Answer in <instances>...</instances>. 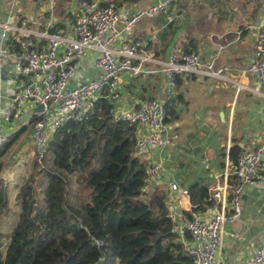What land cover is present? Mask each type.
I'll return each instance as SVG.
<instances>
[{
  "label": "trees",
  "instance_id": "obj_1",
  "mask_svg": "<svg viewBox=\"0 0 264 264\" xmlns=\"http://www.w3.org/2000/svg\"><path fill=\"white\" fill-rule=\"evenodd\" d=\"M72 1H55L58 22L48 29L49 33L63 32L65 21L75 22L78 9L70 13L64 6ZM89 1L75 0L78 8ZM109 1L120 7L141 0ZM237 1L250 0H175L166 12L143 19V31L133 41L157 34L158 41L149 46L156 60H165L176 42L181 54H191L198 41L185 27L200 19L196 14L201 13L204 32L219 31L213 23L224 20ZM219 8L224 10L217 12ZM49 16L48 13L45 18ZM161 83L158 75L138 76L125 89L134 88L145 102L156 98ZM179 83L178 76L174 89ZM183 102L180 95L168 97L167 126L180 121L178 106ZM116 103L117 100L100 98L78 120L54 131L42 166L35 163L37 171L35 168V174L16 195L20 212L12 232L5 235L0 230V264H193V259L181 252L182 244L168 216L165 191L161 188L152 198L146 197L142 183L146 163L132 156L136 127L112 121ZM241 152L232 139L230 148L223 150L220 167L224 168L226 157L235 166ZM232 180L229 177V186L236 187ZM1 183L0 223L10 213ZM186 191L191 204L190 211L184 214L186 218L213 207L214 202L203 203L209 196L207 186L194 183Z\"/></svg>",
  "mask_w": 264,
  "mask_h": 264
},
{
  "label": "built area",
  "instance_id": "obj_2",
  "mask_svg": "<svg viewBox=\"0 0 264 264\" xmlns=\"http://www.w3.org/2000/svg\"><path fill=\"white\" fill-rule=\"evenodd\" d=\"M174 1L157 0L125 14L109 0L83 2L75 22L67 31L58 33L31 30L25 19L14 25L10 16L0 22V158L12 134L5 125L15 123L14 132L31 128L33 157L37 165L42 166L54 131L69 121L78 120L100 98L118 100L123 75L130 78L166 76L169 96L173 94L178 76L225 80L226 70L216 66L217 58L208 60L195 53L173 51L166 60H154L146 55L147 42L143 41H131L123 50H116L123 34H132L143 19L166 12ZM260 2L264 13V0ZM261 24H264V17ZM235 35L240 36V32ZM88 56L92 57L93 66L100 74L87 82H79L77 65ZM7 62L8 73L4 68ZM246 74L255 79L264 97V57L251 62ZM13 76L17 78L16 87L11 80ZM165 102L150 99L138 109L132 107L121 111L116 105L112 121L127 122L141 133L132 148L135 158L142 160L147 151L161 152L171 144V133L165 124ZM25 112H29L28 117H24ZM263 163L264 133L259 144L239 154L235 166L226 157L225 168L218 176L223 184L211 189L203 201L204 204L214 202L217 207L208 218L197 213L189 220H182L175 199L167 198L168 216L182 244L181 252L192 258L193 264H232L224 261L226 237L247 246L250 255L244 264H264V230L252 240L234 230L228 231L242 215V190L262 183ZM168 176L161 162L146 163L142 179L145 191L150 189L156 193L158 186L169 181L170 191L179 193L178 184L170 181ZM229 177L237 184L230 202L227 198ZM261 191L264 192V185Z\"/></svg>",
  "mask_w": 264,
  "mask_h": 264
},
{
  "label": "crops",
  "instance_id": "obj_3",
  "mask_svg": "<svg viewBox=\"0 0 264 264\" xmlns=\"http://www.w3.org/2000/svg\"><path fill=\"white\" fill-rule=\"evenodd\" d=\"M157 0H141L137 3H124L122 6L117 7L122 13H130L137 8L144 7L149 5ZM190 1H199V0H190ZM250 0L249 2H251ZM257 1V0H255ZM260 2V0H258ZM48 3V7H50ZM241 7L245 8V11H249V13L254 12L257 14L258 21H254L253 23H240L237 26V29L230 30H220L217 33L213 34L211 37L214 39L211 42H207V44H211L207 51H200L199 44L197 43V49L194 50L193 53L200 55L203 59H216V66L218 68L225 69V80L218 81L213 80L207 77H201L196 75H188L180 77V83L178 88L174 89L175 95H180L183 99V104L178 106V111L180 113V121L177 123H173L167 126L171 133V144L164 148L161 152H153L147 151V154L142 159L147 164L161 162L163 166H167V163L174 157V151L171 148L176 147L174 144V140L179 142L190 141L187 143L190 146L191 155L188 157V170H182L179 172V169H170L171 172L167 171L164 167V170L167 172L168 179L170 181L178 184L180 192L173 193L169 189V181L163 182L162 185L157 187L156 193H154L150 189H146V197L152 198V195L159 193L158 190L161 188L165 191L167 198L175 199L177 202L178 212L181 214L182 220H189L185 217V213L189 212L191 209V204L189 201V196L187 194L186 189L194 184L198 183L208 187V191L213 188L219 187L223 184L221 178L218 176L225 168L226 159L224 161V168L220 167L222 162L221 157L222 153L219 157V167L218 170L216 167L214 168V164L216 163V157L214 156V152L212 150H216L215 147L209 143L211 142V138H209L208 134H212L215 131H218V127L216 124L222 126L223 129H226L225 137L227 139L226 146L223 144L222 147L228 149L230 148V141L233 139L237 141V145L241 148V150H251L255 145L259 144L263 138L264 133V97L262 96V92L259 90L256 81L254 78L245 73L240 66L248 67L251 62H257L262 57H264V24H261V21L264 17L262 4L260 6L251 7V4L244 3L240 1ZM45 3V2H44ZM257 3V2H256ZM261 3V2H260ZM52 8L48 10L49 17L44 18L43 20L38 21L37 18H34L32 15L25 16V19L29 29L31 30H40V31H48L49 28L55 26L58 22V17L54 15V9ZM261 13V14H260ZM47 15V13L45 14ZM171 18V17H169ZM1 22V21H0ZM40 22V23H38ZM65 27L64 31H67L69 27L72 25L69 21H65L62 23ZM145 26L144 23H140L130 35L123 34L121 39L119 40V44L116 47V50H123L126 46L129 45L133 39L140 35L143 31L142 27ZM236 32H240V36H236ZM148 34V33H146ZM159 37L157 34L146 35L143 42H147V47L145 50L146 55L154 59L153 54L149 51V46L155 44L158 41ZM211 38L207 41H210ZM224 41L226 43H224ZM142 42V41H140ZM44 44V42H42ZM206 43V42H205ZM225 44L222 46L221 44ZM181 46L176 45L171 49L169 54L173 51L181 52ZM238 48V50H237ZM224 50H227L226 54H223ZM168 54V56H169ZM167 58H165L166 60ZM156 60V59H154ZM92 57L90 56L83 58L77 65V81L79 82H87L91 79L97 78L99 76V71L96 70L93 66ZM9 62H7L4 66L6 72L8 70ZM242 72L243 76H239V72ZM8 73V72H7ZM237 73V74H236ZM235 74V75H234ZM12 75V74H11ZM124 76V75H123ZM162 79V83L160 89L157 93V98L160 101L165 102L169 95V87L167 83L166 76L158 75ZM245 76V77H244ZM7 78H10V75H6ZM127 80H120L121 86L119 87L123 89L127 84H129L133 78L125 75ZM247 77V78H246ZM11 80L14 82V86H17V78L15 76L11 77ZM214 81L218 82L215 83ZM249 82V83H247ZM236 86V87H235ZM246 92V101L239 102L241 97V93ZM173 94V95H174ZM142 100L139 97V92L133 90V95L126 94L121 95L117 100V109L119 111L126 110L132 107L139 106L142 104ZM187 102V106L185 105ZM250 113L253 116L252 122L250 119ZM220 114V118L219 115ZM29 112H25L24 117H28ZM239 115L243 117L244 123L242 128L235 130L234 123L235 119ZM216 118V119H215ZM195 123V124H194ZM252 123V125H250ZM6 129L12 132L9 136L10 145L5 147L2 150V155L6 153L9 147L12 144H17L15 149V154L11 156V160L13 163L17 159V163L15 164L14 174L11 179L8 177L9 183L7 184V177L5 174L0 176V181L5 179L3 182V186L5 187L7 197H8V206L9 209L11 207V197L13 196L14 204H16V195L19 192L21 187L18 186L15 192H12V182L18 181L21 179V175L23 173V165L29 160V162L34 161L33 157V143L31 138V128L28 127L22 128L21 130L15 129V123H11L5 125ZM213 128V129H212ZM207 133L206 137L200 138L199 135ZM216 133V132H215ZM218 134V133H217ZM141 135L140 132H136V138ZM195 135H198V140L194 138ZM193 145V146H192ZM224 148H222L224 150ZM198 153V159L202 166L197 165V168L193 166V162H191L193 153ZM170 153V154H169ZM1 155V157H2ZM195 157V156H194ZM229 161V160H228ZM11 164V163H10ZM193 169V170H192ZM15 170L17 172V177L15 175ZM208 171V172H207ZM1 172H6V170L1 169ZM169 172V173H168ZM263 181L256 186H247L242 190V215L240 219L233 225L228 227V231L234 230L246 238L248 240H252L257 238L259 234L264 230V192L261 191V186L264 185V163H263ZM1 175V174H0ZM30 178V175L26 177V181ZM229 184V182H228ZM159 188V189H158ZM234 186H230V189L227 192V198L232 195V190ZM230 202V200H228ZM19 205H17V211L11 212L8 214V217L11 214H16V218L18 220V214L20 212ZM217 207L213 205V207L207 209L204 213H199L202 217L208 218L216 212ZM8 217L1 221L7 222ZM228 248V254L224 253L227 256V259L232 262V264H244L247 262L248 257L250 255L249 250L246 245L238 244L233 241L229 237L225 238ZM224 241V242H225ZM227 260V261H228Z\"/></svg>",
  "mask_w": 264,
  "mask_h": 264
},
{
  "label": "rangeland",
  "instance_id": "obj_4",
  "mask_svg": "<svg viewBox=\"0 0 264 264\" xmlns=\"http://www.w3.org/2000/svg\"><path fill=\"white\" fill-rule=\"evenodd\" d=\"M50 1H52V2H50V6H51V4L54 5L56 0H50ZM256 2H258V1L252 0L251 2H249L251 4L250 8L252 6L253 7L259 6V5H257ZM240 3H241L240 1H237L234 6H232L230 9H228L227 14L225 16V19L224 20L223 19H221V20L217 19V21H215L213 23V26H216L220 30H229V27H235V28H231L230 29V30H234V29H237V26L241 22L242 23L243 22L244 23H249V22L253 23L254 21H258L257 14L254 13V12L249 13V11L248 12L245 11V8H244L245 6L241 7ZM64 6H65V10L70 12V13L76 12L77 9H78V6H77L75 0H73L69 5H68V3H66ZM205 8H207L206 5L204 6L203 10ZM53 9H54V7H53ZM48 10H50V7H48V3H46V2L45 3H43V2L37 3V1H34V0H0V21L1 22H5L7 20V17L10 16L11 22L14 25H18V22L22 18H26L25 16H29V15H32L34 18H37L38 21H40V20H43L45 18V14L46 13L48 14ZM218 10L220 12V11H223L224 8L217 9V12H218ZM53 13L55 15V10H54ZM202 14H204V13H202ZM196 15H197L196 18H200V19H198V20L195 19L194 22L189 23L188 27H185V30H189L190 29V30L193 31L191 33V36L193 35L192 37H196L197 38V41H198V44H199V50L201 52L202 51H207V49L209 47H211L210 46L211 44H207V42L213 41L214 36H213V38L211 36L213 34L217 33V31L204 32V31H206V29H205V26L202 25L203 22H202V19H201V13L200 14L197 13ZM218 17H220L219 13H218ZM38 23H40V22H38ZM202 29H203V31H202ZM213 32H215V33H213ZM210 38H211V40L207 41ZM224 43H226V42L224 41ZM224 43L221 44V45L224 46L225 45ZM237 50H238V48H237ZM222 53L226 54L227 50H224V52H222ZM240 68L243 71L246 70V67L240 66L239 69ZM243 71L239 72V76H243V74H242ZM245 73H246V71H245ZM121 79H122V81L127 80V78L125 76H122ZM214 82L218 83L216 81H214ZM247 83H249V82H247ZM132 89H134V88H132ZM132 89L130 91H128V89L126 90L124 88V92H123V89L121 88L120 89L121 90V95L131 94V92H133ZM172 93L174 94V91H172ZM117 94H120V93H117ZM246 95H247L246 92H242L241 93V97L239 99V102L246 101V98H245ZM173 96H175V94ZM218 116L220 118V114ZM252 118H253V116L250 113L251 122H252ZM243 123H244L243 117H240L239 115H237V117L235 119L234 126H233L234 129L238 130V129L242 128ZM250 125H252V123H250ZM216 126L218 127V131H215L216 133L214 132L212 134H208L209 135L208 137L211 138V142H209V143L212 145V147L216 148V150L215 149L212 150V152H214V156L216 157V163L214 164V168L213 169H215V167H216L219 170L220 169V167H219V163H220L219 162L220 161L219 157H220L221 153L223 152L222 148H224V147H222L221 144H223V145L225 144L224 146H226L227 139L224 138L225 134H226V129H223L222 126H220L218 124H216ZM28 128L30 129V127H28ZM206 136H207V133L199 135L200 138H203V137H206ZM194 138H196V140H198V135H195ZM189 142L190 141H188V142L187 141H185V142H183V141L179 142L178 141V143H177V140H174V144L175 145L177 144V145H176V147L171 148V150L174 151V157L167 163V166L169 168H171V169H173V168L177 169L178 168L179 172H182V170H186V171L188 170V163H189L188 157L191 155V151L188 150V149H190V146L187 144ZM16 147H17V144H12L9 147V149L6 151V153L3 154L2 157L0 158V174H1L0 176H3V174L6 175L7 184L10 181V180L8 181V177H9V179L12 178V176L14 174V168H16L15 164L17 163V159H16V161L14 163L11 160V156L13 154H15V152H17V151H15ZM193 155L195 156V157L193 156L192 159H191V162H193V166H195L196 168H197V165L202 166L201 163H200V160L198 159V153L197 152L193 153ZM35 163L36 162H34V161L29 162V160H28L26 162V164L23 165V173L21 175V179H19L18 181L16 180L15 182H12L13 183L12 184V188H11L12 192H15L17 190L18 186H20V185L22 186L26 182V177L27 176H29V175L33 176L35 174V168H36V171L38 169V166L35 167V165H36ZM164 167H165V169L167 171L171 172L168 167H166L165 165H164ZM1 169L6 170V172H1ZM15 172H16V170H15ZM15 175L17 177V172L15 173ZM0 182H2L1 184L3 185V182H5V179L3 181L1 180ZM11 198L12 199H11L10 210L13 213V212L17 211V205H19V202L16 201L17 203L14 204L13 196ZM15 220H16V214H11L8 217V221L7 222H5V220H4V222L0 223L1 232L3 234H5V235L10 234L12 232L13 228H14ZM224 250H225L226 253L228 252L226 241L224 242ZM228 255H226L224 253V261L228 260L227 259ZM228 261H230V260H228Z\"/></svg>",
  "mask_w": 264,
  "mask_h": 264
},
{
  "label": "water",
  "instance_id": "obj_5",
  "mask_svg": "<svg viewBox=\"0 0 264 264\" xmlns=\"http://www.w3.org/2000/svg\"><path fill=\"white\" fill-rule=\"evenodd\" d=\"M38 108H40V107H38Z\"/></svg>",
  "mask_w": 264,
  "mask_h": 264
}]
</instances>
